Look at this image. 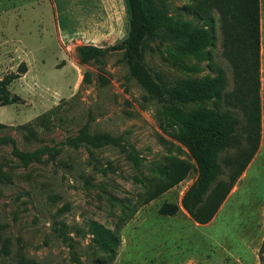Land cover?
<instances>
[{
  "label": "rangeland",
  "instance_id": "1",
  "mask_svg": "<svg viewBox=\"0 0 264 264\" xmlns=\"http://www.w3.org/2000/svg\"><path fill=\"white\" fill-rule=\"evenodd\" d=\"M262 4L261 156L245 167L212 219L201 225L181 205L197 165L161 116L159 102L129 76L121 51L81 59L82 46L106 47L127 35V0H0V79L20 64L26 67L7 86L18 99L0 106V264H262ZM152 10L162 26L181 20L213 38L203 58L174 41L148 39L145 64L170 83L215 76L218 65L224 92H230L232 67L221 53L218 14L207 0H154ZM218 104L236 115L242 132L240 108L225 99ZM215 106L212 99L186 105ZM82 130L107 133L116 143H65ZM14 147L39 153L23 161ZM232 152H218L223 173L216 182L226 180L229 167L222 158ZM182 169L183 179L165 189L167 174ZM165 203L176 204L178 211L161 214Z\"/></svg>",
  "mask_w": 264,
  "mask_h": 264
},
{
  "label": "trees",
  "instance_id": "2",
  "mask_svg": "<svg viewBox=\"0 0 264 264\" xmlns=\"http://www.w3.org/2000/svg\"><path fill=\"white\" fill-rule=\"evenodd\" d=\"M127 2L130 11L127 35L120 42L106 47L82 46L81 59H100L112 51L122 52L129 76L136 79L159 102L161 116L176 129V138L186 146L195 160L197 177L184 192L181 205L195 222L208 223L259 146L260 0H207L208 7L218 14L221 53L232 67L233 87L226 94L223 70L218 65L214 66L215 76L173 83L153 72L144 62V46L148 39L174 41L182 51L203 58V49L210 44L213 37L207 31L192 30L189 23L181 20L162 26L152 10L154 0ZM165 59L174 65L185 67L176 56L167 55ZM25 71V65L20 64L17 72L8 73L0 79V106L18 99L16 95H9L7 86ZM205 99H212L216 106L194 110L186 107L188 103ZM223 99L242 111L245 118V124L241 126L242 132L237 129L239 125L236 115L229 109L219 107L218 103ZM11 142L14 146V142ZM65 143L71 146L79 143L99 146L116 143V139L107 133L89 134L82 130L68 138ZM227 148H232L233 152L225 154L222 163L229 167V172L225 181L216 182L223 173L218 152L226 151ZM45 150L49 149L45 148L43 151ZM14 152L23 161L34 159L39 153L38 150L28 153L16 149ZM49 153L54 157L53 151ZM182 171L183 169L167 174L164 188L167 189L183 179ZM213 183L215 184L211 187ZM152 197L153 195L146 201ZM177 211L178 206L173 203H165L159 208L163 215H172ZM260 260L264 264L263 254L260 255Z\"/></svg>",
  "mask_w": 264,
  "mask_h": 264
},
{
  "label": "crops",
  "instance_id": "3",
  "mask_svg": "<svg viewBox=\"0 0 264 264\" xmlns=\"http://www.w3.org/2000/svg\"><path fill=\"white\" fill-rule=\"evenodd\" d=\"M262 8H263V4H262V0H260V24H261V29H262V17H263V10H262ZM262 34H261V42H260V44H261V46H260V48L262 47ZM262 50H263V48H262ZM261 51V50H260ZM260 61L262 62V60L260 59ZM261 66V65H260ZM262 71H263V66H261L260 67V79H261V74H262ZM260 84H261V81H260ZM261 104H262V98H261ZM262 106V105H261ZM262 140H263V133H262V114H261V137H260V142H259V146H258V149H257V151H256V153L254 154V156L252 157V159H251V161L249 162V164L247 165V166H249L250 164H251V162L254 160V159H256L257 158V160H259V158H260V156H261V149H262V147H263V143H262ZM259 168V170H262L263 168L262 167H258ZM188 188V187H187ZM187 190V189H186ZM185 190V191H186ZM184 211H185V209H184ZM195 222V221H194ZM195 223H197V222H195ZM197 224H199V223H197ZM206 224V223H205ZM202 225V224H201Z\"/></svg>",
  "mask_w": 264,
  "mask_h": 264
}]
</instances>
